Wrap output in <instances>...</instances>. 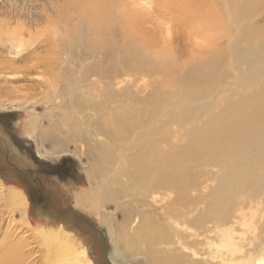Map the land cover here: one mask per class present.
Returning <instances> with one entry per match:
<instances>
[{
    "label": "bare ground",
    "instance_id": "6f19581e",
    "mask_svg": "<svg viewBox=\"0 0 264 264\" xmlns=\"http://www.w3.org/2000/svg\"><path fill=\"white\" fill-rule=\"evenodd\" d=\"M40 12L45 32L27 30L31 38L38 34L45 41L24 56L18 42V60L10 61L26 64L28 71L43 63L48 88H60L58 99L74 110L73 133L106 139L108 145L104 140L95 146L109 151L94 166L104 179L103 193L78 191L74 205L94 213L102 227L122 217L118 235L131 259L120 252L114 262L264 264V159L262 169L252 158L243 166L232 163L227 152L264 143V40L259 39L264 37V0H47ZM20 14L23 10L18 19ZM162 21L170 24L169 31ZM24 31L3 24L0 38L1 32L17 37ZM44 48L47 58L39 62ZM249 67L258 75L249 77ZM238 70L261 88L235 99L230 78ZM4 101L2 108L17 104ZM259 119L263 128L254 126ZM171 122L181 124L178 130L168 128ZM38 126L32 119L26 128L32 132ZM253 126L261 134H254ZM38 154L63 157L48 156L41 147ZM80 185L70 181L61 187L70 193ZM7 198L10 208L26 216L30 202L23 191L13 190ZM111 202L120 215L102 210ZM21 224L33 241L11 230L16 240L10 242L13 235L7 234L0 250L16 244L18 256L3 255L0 264L31 258L29 242L53 263L94 264L65 225L38 228L25 219Z\"/></svg>",
    "mask_w": 264,
    "mask_h": 264
},
{
    "label": "rangeland",
    "instance_id": "374dc122",
    "mask_svg": "<svg viewBox=\"0 0 264 264\" xmlns=\"http://www.w3.org/2000/svg\"><path fill=\"white\" fill-rule=\"evenodd\" d=\"M45 6H47V0H0V26L3 24H9L10 29L11 27L17 30L22 28L25 29L24 34L17 37L11 36L10 32H1V35L4 36V38H0V67L3 66L0 68V75L2 77L0 86H3V95L1 94L0 96V245L8 243L2 242L5 237L8 238L7 234L12 233L11 230L14 232L18 231L15 234L19 236H31L29 239L33 241L32 235L29 234L31 232H29L28 229H24L21 224V221L24 219L29 223L31 221L33 227L39 226L38 228H40V226H42V228L46 226L58 229L61 224L65 225L64 230L68 233V235L71 237L73 236L72 238L76 243H79L80 248L83 249L86 247L88 249L89 253L93 257L94 264H117L115 263L117 262L115 257L120 252L124 256L131 259V257L124 252V245L122 247L121 238H119L118 235L119 230L117 226L123 223L122 217L114 216L112 217L113 222L108 221V224L106 223L104 227H102L98 218L93 216L94 213H88L85 210L82 211L74 209L73 207H69V205H64V198H62L58 193L53 192V186L56 184L54 179H57V175L63 176L65 178V181L63 182H66L68 179L79 178L82 172L84 178H86V176L88 177L90 184L88 186L86 178V181L83 183L84 185L81 183L83 187L79 188L78 191L80 193H83L84 190L87 193L91 192L89 194L94 195V197H96L98 194H102V190L104 188V179L98 175L94 166L96 158L99 160V155L102 154L100 155L101 160L102 156H104L105 153L107 154L109 151L107 150V147L104 149V146L102 145V148L98 147L99 150H97V147L95 146L97 143L101 144L100 142H104V140V143L107 144L106 139H100L101 137L97 138L96 134L95 136L92 134H79L78 137V134L73 133L70 122L71 116L74 115V110L71 107H65L63 100L58 99L57 94L61 95L60 88H57V90L53 89V87H51L52 90L48 88V84H51V82L49 83V77L44 74L45 66L43 63L39 65V69L32 71L26 70V64L20 61L15 64L12 63L13 61L18 60V50L16 49L18 42H20L22 46L21 49L26 50L25 53H23L24 56L25 54L27 55L28 53L33 52L37 45L40 47V44L45 41L39 40L38 38L41 39V37L38 34H35V36L31 38L27 30L31 29L34 33L45 32L47 24L44 22L39 23L38 21V19L41 20L40 17L42 12L40 11H43ZM20 10H23V14H20L21 17L19 20L17 14ZM161 23L165 24L164 27H166L168 31L170 30L171 26L169 23L165 21H162ZM260 24L264 25L263 22ZM20 25L23 27L21 28ZM245 27L246 25L244 23L241 27V30H246ZM232 28H234V26H232ZM259 39L264 40V37ZM234 40L238 42L239 46L243 44V42L239 41L240 38L238 36H236ZM46 49L44 48L39 50V53L41 52L42 55L38 56V61L43 60L41 57L45 56L43 53H45L44 51ZM180 59L182 62L188 61L187 56H181ZM35 61L36 60H33V62ZM230 63L234 65L235 60L231 59ZM4 65L6 66L4 67ZM12 65H14L15 68H13L14 66ZM28 66L32 67L33 64H29ZM246 69H248V67H246ZM238 71H236L234 74L232 73V77L230 78V92L235 99L238 96L240 97L241 94H254L261 88L260 85L255 83L256 81L249 83V80L242 79L243 72L241 70ZM257 75V70L251 69L249 67V77H254ZM238 78L239 82H235ZM233 83L234 85H232ZM245 86H247V90L245 89ZM263 93L264 92H262V94ZM5 98L16 102V106L13 109L2 108ZM188 101L192 102V100ZM257 104L260 106L261 100L257 102ZM253 107L254 103H251L248 104L247 109L249 110ZM214 109L217 112L220 111L219 106L213 107V110ZM244 114L251 115V112H245ZM229 117L230 115L225 119L228 120ZM32 119L38 121L39 126L37 129L31 132L26 128V125L27 122ZM74 119L75 121H78V118L75 117ZM77 123L80 125V122ZM171 123L169 124L168 128L172 129L173 132L174 128H177L178 130V126L181 125L175 122ZM217 123L218 122H215L213 125H217ZM256 125L257 127L263 128L262 119L255 121L254 126L256 127ZM254 126V134H261L260 131L255 129ZM11 135L16 137L17 142L11 138ZM94 137L96 142L94 141ZM85 139H88V141H84ZM89 139H93L91 140L92 142ZM19 147H21L22 152L19 151ZM40 147L42 151L48 156L61 155L63 157L58 160L41 157L38 154V148ZM260 148H264V143L263 146L252 145L242 150L228 147L227 152L228 155L233 159L232 163L240 162L244 166L245 163L249 162L248 159L252 158V160H257L259 169H262V161L260 160L264 159V153H258ZM23 151L24 153H29L30 156L23 154ZM35 154L43 160L50 162L53 166L59 165L60 168L54 172H50L52 170L49 168H46L47 172L46 169H39L36 167L38 162L35 159ZM3 157H6L4 159V164ZM6 165L9 167V169H6ZM64 169L70 170L64 171ZM20 173L22 174L20 175ZM27 185L29 187H33L34 189L39 187L40 193L38 190L34 193V195L29 194V192H27L25 189ZM67 188L68 187L66 186V189ZM13 190L19 192L23 191L26 194V197L30 202L29 210H27L28 215L26 214V216L22 217L19 209L14 208L13 210L12 207L10 208L8 206L9 203H6V200L8 199L7 197L11 192H13ZM51 195H53L55 198L53 199ZM58 206L67 209L61 210ZM54 209L56 211L59 210L60 212L57 213L54 211ZM102 210H107V213L111 214H121V212L116 213V207L112 202L107 203L106 207L103 205ZM46 211H50L48 216L45 214ZM111 224L113 227L115 226L114 231L109 229V227L112 226ZM74 226H77V228ZM80 229L82 233H79ZM12 235V237H9L10 242L13 241V239L16 240V237L13 233ZM33 244L34 243L29 242V246L27 247L28 249L26 250L33 254L31 258L30 255H28L27 260L24 261L23 264H58V262L53 263L54 259L49 261L46 260L42 250L37 245ZM13 248L16 250L15 252H11ZM0 251L1 258L3 255L6 258L11 255H13V257L18 256L16 244L11 247L2 248ZM125 264L146 263L144 260L139 259L136 262Z\"/></svg>",
    "mask_w": 264,
    "mask_h": 264
},
{
    "label": "flooded vegetation",
    "instance_id": "af4514ba",
    "mask_svg": "<svg viewBox=\"0 0 264 264\" xmlns=\"http://www.w3.org/2000/svg\"><path fill=\"white\" fill-rule=\"evenodd\" d=\"M11 138L15 141V142H17V139H16V137H13L12 135H11ZM20 145V144H19ZM21 146V145H20ZM4 147V146H3ZM20 149H19V151L20 152H22V149H21V147H19ZM4 149H5V147H4ZM6 150H8V149H6ZM23 154H26L27 156H30L29 155V153H24V151H23ZM9 155V154H8ZM35 159L37 160V162H38V164L36 165V167H38L39 169H41V170H43V169H46V168H49L50 170H52V171H50V172H54L55 170H58V168H60V166L59 165H57V166H53L50 162H47L46 160H43L42 158H40L38 155H36L35 154ZM6 158V157H5ZM4 157H3V164H4V159H5ZM1 160H2V157H1ZM45 167V168H44ZM6 169H9V167L6 165ZM66 170H70V169H64V171H66ZM46 172H47V169H46ZM23 173V172H22ZM22 173H20V175L22 174ZM25 173V172H24ZM47 176V175H46ZM57 176H59V177H61V178H63V181H65V178L63 177V176H61V175H57ZM55 180H57V179H54V181ZM69 180V179H68ZM70 180H73V178L72 179H70ZM59 182H58V185L57 184H55L54 186H53V192L54 193H58L59 195H61L62 196V191H61V180H58ZM67 181V180H66ZM26 189V191L27 192H29V194H32V195H34V193L35 192H37L38 190H39V193H40V188L38 187V188H36V189H34L33 187H29L28 185H27V187L25 188ZM52 191V190H51ZM52 196V198L54 199L55 197L53 196V195H51ZM62 212V211H61ZM63 213V212H62ZM75 228H77V226H74ZM79 233H82V231H81V229H80V231H79Z\"/></svg>",
    "mask_w": 264,
    "mask_h": 264
},
{
    "label": "crops",
    "instance_id": "0c3cea01",
    "mask_svg": "<svg viewBox=\"0 0 264 264\" xmlns=\"http://www.w3.org/2000/svg\"><path fill=\"white\" fill-rule=\"evenodd\" d=\"M45 158H46V157H45ZM57 180H62V181H61V186H64L66 183H69L70 181H73V182H76V183H82V184H83L84 181H86V178L83 177V173L81 172V175L79 176V178H76V179H73V180H70V179H69L68 181L63 182V178L57 176ZM81 181H82V182H81ZM82 184H81V185H82ZM87 184H88V186H89V184H90V183H89V180H87ZM81 185H80L79 187H77V191H71V192H73V193H71V192L68 193V192L65 191V192H66V193L64 192L65 194H63V191H62V188H63V187H61V191H62V196H61V197L64 198V201H63V202H64V205H66V206L69 205V207H73L74 209H76L75 206H74V204H75V199H77V198H75L74 196H75L76 193L78 192L79 188H82L84 184H83L82 186H81ZM73 200H74V201H73ZM72 201H73V202H72ZM58 207H59V206H58ZM59 209L63 210V209H67V208H62V207L60 206ZM54 211L57 212V213L60 212L59 210L56 211L55 209H54ZM49 212H50V211H46L45 214L48 216V215H49ZM46 215H45V216H46ZM66 215H67V214H66ZM47 216H46V217H47ZM67 216H68V215H67ZM57 225H58V224H57Z\"/></svg>",
    "mask_w": 264,
    "mask_h": 264
}]
</instances>
